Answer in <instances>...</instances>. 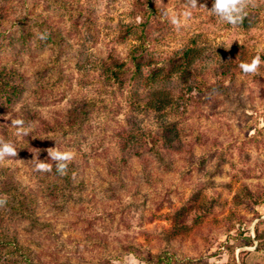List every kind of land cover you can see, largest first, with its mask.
<instances>
[{
    "label": "rangeland",
    "instance_id": "rangeland-1",
    "mask_svg": "<svg viewBox=\"0 0 264 264\" xmlns=\"http://www.w3.org/2000/svg\"><path fill=\"white\" fill-rule=\"evenodd\" d=\"M196 2L0 0V264H264V0Z\"/></svg>",
    "mask_w": 264,
    "mask_h": 264
},
{
    "label": "clouds",
    "instance_id": "clouds-1",
    "mask_svg": "<svg viewBox=\"0 0 264 264\" xmlns=\"http://www.w3.org/2000/svg\"><path fill=\"white\" fill-rule=\"evenodd\" d=\"M194 4H197L196 0H193ZM245 5L243 0H214L209 12L215 14L221 21L227 22L228 24L235 25L240 22L243 18ZM183 17H188L191 15L190 9L186 8L182 14ZM171 21L173 24H179L181 22L180 16L176 14H171ZM261 63V58L259 55L254 56L250 63L242 62L241 67L245 71H255ZM11 125L16 126V131L18 134L26 135L30 130L29 127L25 126V122L22 118H13L11 120ZM53 151L49 152V157L55 164H48L47 161H41L38 159L36 165L39 170H50L55 167L56 170L61 174H66L68 168V162L71 161L75 153L71 150L60 151L55 147L52 148ZM17 148L14 142L10 140L0 139V159L5 157H16ZM4 203L0 200V205Z\"/></svg>",
    "mask_w": 264,
    "mask_h": 264
},
{
    "label": "trees",
    "instance_id": "trees-1",
    "mask_svg": "<svg viewBox=\"0 0 264 264\" xmlns=\"http://www.w3.org/2000/svg\"><path fill=\"white\" fill-rule=\"evenodd\" d=\"M134 65H135L136 72L140 71V66L137 63H135ZM115 67H116V69L120 70V69H122L124 67V63L119 64V65L117 64ZM110 71L112 72V74L114 76H117L116 73H114V70L110 69ZM114 78H116V77H114Z\"/></svg>",
    "mask_w": 264,
    "mask_h": 264
}]
</instances>
